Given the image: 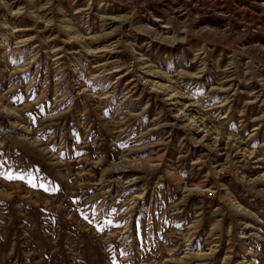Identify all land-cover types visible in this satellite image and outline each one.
I'll return each instance as SVG.
<instances>
[{
  "label": "rangeland",
  "instance_id": "374dc122",
  "mask_svg": "<svg viewBox=\"0 0 264 264\" xmlns=\"http://www.w3.org/2000/svg\"><path fill=\"white\" fill-rule=\"evenodd\" d=\"M0 264H264V0H0Z\"/></svg>",
  "mask_w": 264,
  "mask_h": 264
}]
</instances>
